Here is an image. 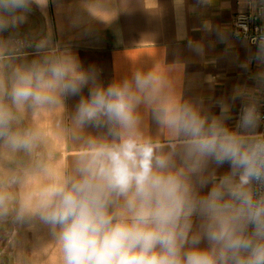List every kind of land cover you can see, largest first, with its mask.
<instances>
[{"label":"clouds","instance_id":"1","mask_svg":"<svg viewBox=\"0 0 264 264\" xmlns=\"http://www.w3.org/2000/svg\"><path fill=\"white\" fill-rule=\"evenodd\" d=\"M31 3L0 0V32L22 24ZM252 43L264 64V35ZM35 47L39 59L0 74V141L8 148L30 151L37 140L19 125L25 107L58 108L89 86L71 125L60 122L79 143L72 165L17 210L19 219L34 215L49 226L60 264H264V133L253 90L235 91L246 102L230 128L228 105L209 116L182 101L159 66L104 87L70 53L48 51L47 39ZM254 78L264 85V71ZM141 105L166 131L167 151L141 132ZM87 126L105 131L83 135ZM224 164L221 176L210 167ZM5 201L0 195V216Z\"/></svg>","mask_w":264,"mask_h":264},{"label":"crops","instance_id":"2","mask_svg":"<svg viewBox=\"0 0 264 264\" xmlns=\"http://www.w3.org/2000/svg\"><path fill=\"white\" fill-rule=\"evenodd\" d=\"M260 6L264 0H32L23 25L0 32L2 40L14 44V50L3 53L0 72L7 75L15 66L39 59L43 53L35 45L47 39L48 51L70 53L83 68L94 69L96 82L104 87L159 66L182 101L209 116L221 113V102L228 105L226 124L234 128L246 98L233 95L238 88L253 90L259 108L264 85L254 77L264 64L253 58L257 46L234 36L233 20ZM88 93L85 86L80 95L63 97L58 108L33 112L25 107L19 125L37 134L30 151L0 141V195L8 210L0 216V264H60V247L49 226L34 215L19 219L17 210L72 165L79 143L60 122L71 125L81 96ZM139 112L141 132L167 151L166 131L143 105ZM104 131L87 126L82 134ZM210 167L217 176L229 171L228 164Z\"/></svg>","mask_w":264,"mask_h":264},{"label":"built area","instance_id":"3","mask_svg":"<svg viewBox=\"0 0 264 264\" xmlns=\"http://www.w3.org/2000/svg\"><path fill=\"white\" fill-rule=\"evenodd\" d=\"M234 36L252 43L253 37L264 35V7L260 6L252 11L238 13L233 20ZM261 114L260 131L264 133V94L258 108Z\"/></svg>","mask_w":264,"mask_h":264},{"label":"rangeland","instance_id":"4","mask_svg":"<svg viewBox=\"0 0 264 264\" xmlns=\"http://www.w3.org/2000/svg\"><path fill=\"white\" fill-rule=\"evenodd\" d=\"M21 25H23V23ZM7 36H9V35L6 34L5 37H7ZM1 38H3V37L0 36V47L4 48L3 53L10 52V51L14 50V44H13V42L11 43V39L10 40L9 39L8 40H2ZM1 62H4V59L0 60V63ZM0 74H1V72H0Z\"/></svg>","mask_w":264,"mask_h":264}]
</instances>
